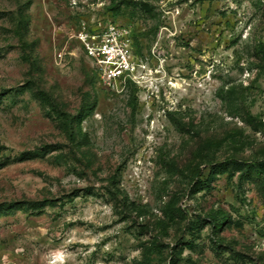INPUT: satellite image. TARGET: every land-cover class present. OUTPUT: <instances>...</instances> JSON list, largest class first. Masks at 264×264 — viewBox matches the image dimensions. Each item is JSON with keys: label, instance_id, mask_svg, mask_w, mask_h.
<instances>
[{"label": "rangeland", "instance_id": "rangeland-1", "mask_svg": "<svg viewBox=\"0 0 264 264\" xmlns=\"http://www.w3.org/2000/svg\"><path fill=\"white\" fill-rule=\"evenodd\" d=\"M126 1L0 0V264H264V0Z\"/></svg>", "mask_w": 264, "mask_h": 264}, {"label": "built area", "instance_id": "built-area-1", "mask_svg": "<svg viewBox=\"0 0 264 264\" xmlns=\"http://www.w3.org/2000/svg\"><path fill=\"white\" fill-rule=\"evenodd\" d=\"M90 38L85 37L82 42L105 86L118 90L127 82L136 81L139 65L131 57L132 39L127 28L109 25L104 32Z\"/></svg>", "mask_w": 264, "mask_h": 264}, {"label": "trees", "instance_id": "trees-1", "mask_svg": "<svg viewBox=\"0 0 264 264\" xmlns=\"http://www.w3.org/2000/svg\"><path fill=\"white\" fill-rule=\"evenodd\" d=\"M126 3L128 5H132L134 7H137L139 5L138 2L131 1V0H127ZM87 113H88L87 109H82L81 110V112L79 114V117H78V119L76 121L77 126H79L81 124L82 119L87 115ZM222 166L223 165H219L217 168H219V170H220V168H222ZM254 168L256 170L257 175L261 176L262 178L261 177L260 178L262 179V181H264V158L261 159V161L258 162V165L255 166ZM211 172H213V171H211ZM152 245H153V247H156L157 246V242L153 243Z\"/></svg>", "mask_w": 264, "mask_h": 264}]
</instances>
